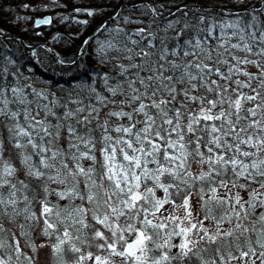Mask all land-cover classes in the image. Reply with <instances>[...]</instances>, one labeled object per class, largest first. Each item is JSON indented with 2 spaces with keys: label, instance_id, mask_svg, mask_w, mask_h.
<instances>
[{
  "label": "snow or ice",
  "instance_id": "1",
  "mask_svg": "<svg viewBox=\"0 0 264 264\" xmlns=\"http://www.w3.org/2000/svg\"><path fill=\"white\" fill-rule=\"evenodd\" d=\"M250 2L237 6L251 22L209 23L219 13L203 5L180 29L169 20L177 37L195 30L170 46L149 30L164 5L127 0L121 10L152 14L116 29L133 45L125 59L140 63L121 66L123 81L105 76L110 95L86 98L97 103L54 93L38 103L25 88L49 93L6 82L0 68V264H36L42 248L52 264H264V7L251 14ZM70 4L93 18V5L110 7Z\"/></svg>",
  "mask_w": 264,
  "mask_h": 264
},
{
  "label": "trees",
  "instance_id": "2",
  "mask_svg": "<svg viewBox=\"0 0 264 264\" xmlns=\"http://www.w3.org/2000/svg\"><path fill=\"white\" fill-rule=\"evenodd\" d=\"M101 2L108 3L110 7L102 10L93 5V10L96 12L93 18L87 17L83 12L76 13L71 4L64 7L65 0H0V33H2L0 34V68H7V72L3 74L5 81L31 85L37 91L49 93V101H44L42 98H36L31 89L25 88L28 99L38 103H48L54 97L63 100L67 94H72L74 97L79 94V98L84 99V103L88 104L97 103L95 100L86 99L88 97L97 94L110 95L106 91L105 76L114 78L108 80L109 84L123 81L125 75L120 74L121 66L140 63V58L136 57L134 52L131 54L133 57L131 61L125 59L129 53L123 51V45L127 43L129 48L133 45L129 37L117 32L116 29L122 28L125 32L131 33L137 25L124 24L122 17L131 15L132 18L143 20L146 26L152 19V14L149 12L145 16L142 15L141 10L134 12L121 10V4L126 3L127 0H95L96 4ZM133 2L148 3L154 7L163 4L164 8H158V11H161L162 15L172 13L168 16H160L149 29L157 32L161 37H167L170 46L177 40L182 44L184 39L195 34V30L186 31L185 34L177 37L173 29H165L166 23L169 20L179 19L181 24L174 25V28H182L185 20H191L194 16L199 17L202 14L198 11L201 5L204 6L203 13H219L215 15L214 21L213 17L209 16V23L224 24L241 15L245 22H251L250 15L237 6L240 0H133ZM25 4L29 5V8H24ZM89 4L90 0H75V5L79 7H88ZM253 5L264 7L259 0H251L247 5L251 14H255L252 13ZM118 11L121 18L110 19ZM101 12L103 14H100ZM185 12H187L186 16ZM43 14H50L52 23L34 26L35 18ZM74 16H85L88 24L76 23ZM65 17L68 19H64ZM257 19L264 21V15L258 16ZM197 27H204V25L200 24ZM219 31V28L213 30V35L208 38L210 43H219L216 40ZM225 31L231 32L230 29ZM132 39H139V37H132ZM85 40L89 42L85 44ZM233 42H236L235 38ZM109 43H112L114 47L108 48ZM154 43L157 42L154 41ZM32 48L34 53L31 52ZM136 50L138 51L139 48ZM237 55H243V53H237ZM181 59H191V57H181ZM134 72L136 69H130L126 74L127 78H131ZM8 73L12 75L9 76ZM53 93L54 97L51 95ZM52 119L55 122L54 118ZM0 135L7 136L8 133L5 130ZM84 163L87 165L88 162ZM223 191L221 190V194ZM156 194L163 195L161 191H157ZM166 207L170 209L171 205ZM200 214L203 215L202 212ZM174 243H178V240ZM176 251L177 249H172L173 254ZM52 259L51 253L46 249L42 248L36 253V264H52Z\"/></svg>",
  "mask_w": 264,
  "mask_h": 264
},
{
  "label": "water",
  "instance_id": "3",
  "mask_svg": "<svg viewBox=\"0 0 264 264\" xmlns=\"http://www.w3.org/2000/svg\"><path fill=\"white\" fill-rule=\"evenodd\" d=\"M48 17H50V16H49V15H44V16H42V17H39V18H37V19L35 20L34 24L36 25V21H37V20H42V19H45V18H48ZM81 20H84V18H81Z\"/></svg>",
  "mask_w": 264,
  "mask_h": 264
},
{
  "label": "rangeland",
  "instance_id": "4",
  "mask_svg": "<svg viewBox=\"0 0 264 264\" xmlns=\"http://www.w3.org/2000/svg\"><path fill=\"white\" fill-rule=\"evenodd\" d=\"M194 203H195V201H194ZM197 208H198V205H197ZM198 214L201 215L200 213H198ZM257 264H260L259 260H257Z\"/></svg>",
  "mask_w": 264,
  "mask_h": 264
},
{
  "label": "flooded vegetation",
  "instance_id": "5",
  "mask_svg": "<svg viewBox=\"0 0 264 264\" xmlns=\"http://www.w3.org/2000/svg\"><path fill=\"white\" fill-rule=\"evenodd\" d=\"M161 16H168V15H161Z\"/></svg>",
  "mask_w": 264,
  "mask_h": 264
}]
</instances>
